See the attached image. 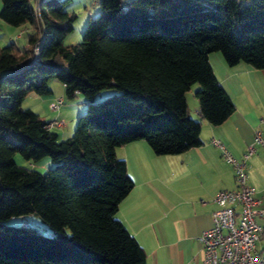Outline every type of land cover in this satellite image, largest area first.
<instances>
[{"label": "trees", "instance_id": "1", "mask_svg": "<svg viewBox=\"0 0 264 264\" xmlns=\"http://www.w3.org/2000/svg\"><path fill=\"white\" fill-rule=\"evenodd\" d=\"M69 0H0V20L23 30L27 43L0 46V264H145V252L115 216L133 186L115 148L143 140L157 155L201 143L200 121L185 92L197 84L198 113L221 124L234 104L209 63L264 68V0H96L80 41L63 45L75 14ZM39 42L37 54L33 45ZM81 94L85 110L59 139L45 120L22 107L29 94ZM117 90L100 101L95 94ZM18 153L45 172L19 165ZM36 213L40 232L7 219Z\"/></svg>", "mask_w": 264, "mask_h": 264}, {"label": "crops", "instance_id": "2", "mask_svg": "<svg viewBox=\"0 0 264 264\" xmlns=\"http://www.w3.org/2000/svg\"><path fill=\"white\" fill-rule=\"evenodd\" d=\"M27 27L20 26L15 38H8L17 40ZM220 54L211 52L208 60L235 107L225 121L212 125L198 113V102H193L191 112L187 105L189 116L201 124L199 145L164 155L153 153L143 140L115 148L133 180L115 216L143 248L145 264L202 263L197 235L211 226V212L218 207L214 196L221 189L236 187L234 169L212 139L241 159L253 143L254 130L259 129L264 136V123L260 121L264 116V68L256 69L245 62L229 66ZM53 94L52 90L51 97ZM245 171L254 195L264 204V146L254 144ZM256 222L262 231L255 247L264 250V217H257Z\"/></svg>", "mask_w": 264, "mask_h": 264}, {"label": "built area", "instance_id": "3", "mask_svg": "<svg viewBox=\"0 0 264 264\" xmlns=\"http://www.w3.org/2000/svg\"><path fill=\"white\" fill-rule=\"evenodd\" d=\"M34 1L38 11L40 0ZM39 42L33 45L35 54ZM61 103L62 98L56 97L48 103V107L58 110ZM260 121L264 123V116ZM62 126V119L48 120L47 123L49 128ZM253 133V143L247 146L241 159L234 158L219 140L212 139V143L221 150L222 157L232 165L236 187L221 189L214 196L218 207L211 212V226L197 235L203 250L201 264H264V250L255 247L262 231L256 218L264 217V204L254 195L245 171L246 159L254 152V144L264 146V136L260 130L256 129Z\"/></svg>", "mask_w": 264, "mask_h": 264}, {"label": "rangeland", "instance_id": "4", "mask_svg": "<svg viewBox=\"0 0 264 264\" xmlns=\"http://www.w3.org/2000/svg\"><path fill=\"white\" fill-rule=\"evenodd\" d=\"M65 10L75 14L73 27L65 35L62 42L63 45H71L81 40L82 32L87 20L98 12V4L96 0H69L65 5ZM27 28L30 29L29 26ZM21 29L22 28H20V26L9 25L0 20V46L7 44L9 41H13L20 48L24 46L27 43L24 35L17 40L12 39L15 38L16 34H18ZM8 36L12 38H8ZM61 85L62 83L56 78H51L48 81V86L54 92L53 96L62 98V103L60 104L58 110H51L48 107V100H53V96L51 97V95L37 96L31 93L27 95L21 103L22 107L31 108L45 120L62 119L64 121V126L54 127L52 129V131L56 132L59 139L66 138L72 134L75 129L76 119L85 110L87 102L81 94H77L73 97L65 96L64 87ZM196 88L197 84L195 83L185 92L190 112L193 109V102H197L196 97L194 96ZM116 92L117 90L113 87H105L95 94L94 100L100 101L101 99ZM14 160L19 165L27 166L40 172H45L54 164L48 156L32 161L26 160L20 154L16 153L14 155ZM6 222L11 224H21L26 222L40 232H46L48 228V225L36 213L15 216L7 219Z\"/></svg>", "mask_w": 264, "mask_h": 264}]
</instances>
